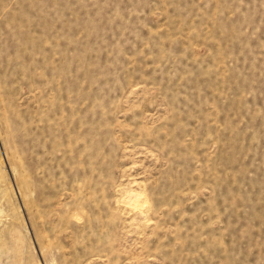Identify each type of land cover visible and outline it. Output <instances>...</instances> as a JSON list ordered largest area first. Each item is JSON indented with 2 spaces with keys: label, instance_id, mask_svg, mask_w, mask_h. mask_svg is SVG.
<instances>
[{
  "label": "rangeland",
  "instance_id": "1",
  "mask_svg": "<svg viewBox=\"0 0 264 264\" xmlns=\"http://www.w3.org/2000/svg\"><path fill=\"white\" fill-rule=\"evenodd\" d=\"M0 264H264V0H0Z\"/></svg>",
  "mask_w": 264,
  "mask_h": 264
}]
</instances>
